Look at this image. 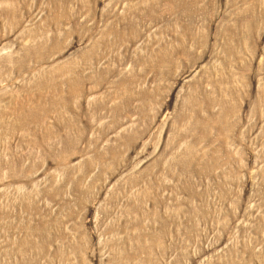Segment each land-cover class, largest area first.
I'll use <instances>...</instances> for the list:
<instances>
[{
    "label": "rangeland",
    "instance_id": "1",
    "mask_svg": "<svg viewBox=\"0 0 264 264\" xmlns=\"http://www.w3.org/2000/svg\"><path fill=\"white\" fill-rule=\"evenodd\" d=\"M0 264H264V0H0Z\"/></svg>",
    "mask_w": 264,
    "mask_h": 264
}]
</instances>
